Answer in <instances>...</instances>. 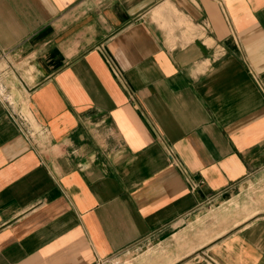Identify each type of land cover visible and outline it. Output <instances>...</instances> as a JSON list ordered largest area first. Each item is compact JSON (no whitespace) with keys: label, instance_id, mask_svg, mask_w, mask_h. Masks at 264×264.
<instances>
[{"label":"crops","instance_id":"crops-1","mask_svg":"<svg viewBox=\"0 0 264 264\" xmlns=\"http://www.w3.org/2000/svg\"><path fill=\"white\" fill-rule=\"evenodd\" d=\"M263 179L264 0H0V264H109ZM178 232L264 264V209Z\"/></svg>","mask_w":264,"mask_h":264},{"label":"rangeland","instance_id":"rangeland-1","mask_svg":"<svg viewBox=\"0 0 264 264\" xmlns=\"http://www.w3.org/2000/svg\"><path fill=\"white\" fill-rule=\"evenodd\" d=\"M262 209H264V179L253 182L241 198L231 201L230 206L222 205L217 209L209 205L204 206L200 209V211L204 210L201 214L187 218L182 223H176L171 229V233H173L171 236L155 234L143 242L123 250L109 264L171 263L193 249L192 245L186 244V237L178 232L183 227L192 228V232L195 233L211 232L216 235L226 230V226L230 222L237 223L246 218L248 214Z\"/></svg>","mask_w":264,"mask_h":264},{"label":"built area","instance_id":"built-area-1","mask_svg":"<svg viewBox=\"0 0 264 264\" xmlns=\"http://www.w3.org/2000/svg\"><path fill=\"white\" fill-rule=\"evenodd\" d=\"M171 156V155H170Z\"/></svg>","mask_w":264,"mask_h":264}]
</instances>
